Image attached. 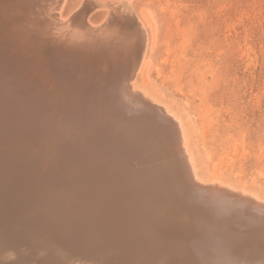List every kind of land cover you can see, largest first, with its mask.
Listing matches in <instances>:
<instances>
[{
  "label": "bare ground",
  "instance_id": "6f19581e",
  "mask_svg": "<svg viewBox=\"0 0 264 264\" xmlns=\"http://www.w3.org/2000/svg\"><path fill=\"white\" fill-rule=\"evenodd\" d=\"M63 1L0 0V264L42 238L69 264H264V197L202 175L183 117L137 80L147 28Z\"/></svg>",
  "mask_w": 264,
  "mask_h": 264
},
{
  "label": "rangeland",
  "instance_id": "374dc122",
  "mask_svg": "<svg viewBox=\"0 0 264 264\" xmlns=\"http://www.w3.org/2000/svg\"><path fill=\"white\" fill-rule=\"evenodd\" d=\"M87 1L64 0L62 14L87 10L105 25L126 12L147 30L137 80L183 117L202 175L264 197V0H108L90 10ZM42 240L31 264L78 262Z\"/></svg>",
  "mask_w": 264,
  "mask_h": 264
}]
</instances>
